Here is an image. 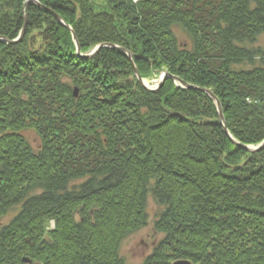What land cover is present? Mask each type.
Listing matches in <instances>:
<instances>
[{"label": "trees", "instance_id": "1", "mask_svg": "<svg viewBox=\"0 0 264 264\" xmlns=\"http://www.w3.org/2000/svg\"><path fill=\"white\" fill-rule=\"evenodd\" d=\"M262 35L264 0H0V264H126L150 195L142 264H264V148L176 79L258 146Z\"/></svg>", "mask_w": 264, "mask_h": 264}, {"label": "rangeland", "instance_id": "2", "mask_svg": "<svg viewBox=\"0 0 264 264\" xmlns=\"http://www.w3.org/2000/svg\"><path fill=\"white\" fill-rule=\"evenodd\" d=\"M258 44L264 46V35L260 37ZM164 72L167 71H163L152 79H145L147 85L152 88L157 87L161 77H164ZM25 135L33 146L38 147L40 145V139L35 131L27 130L25 131ZM147 211L148 218L146 225L129 234L122 242L121 255L125 259L126 264H142L144 259L153 252L154 247L164 236L162 232L157 231L155 228L156 221L159 219L160 206L151 195L149 196ZM12 215V213L7 215L3 219V222H9ZM51 226H53V222Z\"/></svg>", "mask_w": 264, "mask_h": 264}, {"label": "water", "instance_id": "3", "mask_svg": "<svg viewBox=\"0 0 264 264\" xmlns=\"http://www.w3.org/2000/svg\"><path fill=\"white\" fill-rule=\"evenodd\" d=\"M48 11H50L53 15H54V17L62 24V25H64L65 27H67L68 29H71L72 30V28L69 26V25H67L66 23H65V21L62 19V17L58 14V13H56L54 10H52V9H50V8H46ZM25 25H24V28H23V31H22V33H21V35H20V37L18 38V39H16V40H14L13 42H17L21 37H23V35H24V33H25V28H26V23H27V14H26V18H25ZM73 35H74V40H75V42H76V45H77V53H78V55L79 56H84V57H92L93 55H95L97 52H98V50L101 48V47H103V46H112V47H118V46H116V45H106V44H101V45H99V46H97L91 53H89V54H83L82 52H81V47H80V45H79V43H78V41H77V37H76V35L73 33ZM4 41H6V42H10L9 40H7V39H4ZM119 48V47H118ZM120 49H122V50H125V49H123V48H120ZM129 57H130V60H131V62H132V64H133V67H134V71H135V73H136V75L138 76V78H139V81L141 82V84L142 85H144L147 89H149V90H153V91H156V90H158L160 87H161V85L163 84V82L166 80V78H169V77H171V75H170V73H168V72H164V77L162 78L161 77V80L159 81V84H158V86L157 87H155V88H152V87H149L148 85H147V83H146V80L145 79H143V78H141L140 77V75H139V71H138V68L136 67V65H135V63H134V61H133V59H132V56L129 54ZM177 79V81L181 84V86H183V87H185V88H190V89H197V90H201V91H204V92H206L207 94H209L214 100H215V102H216V104H217V108H218V111H219V118H220V121H221V123H222V125L224 126V130L226 131V134L230 137V139L235 143V144H237L238 146H240L241 148H243L244 150H246V151H249V152H258V151H260V150H262L263 148H264V141L261 143V144H259L258 146H253V145H245V144H241V143H239L238 141H236L234 138H233V136L230 134V132L228 131V128H227V126H226V124H225V118H224V113H223V108H222V104H221V102L218 100V98L210 91V90H208V89H206V88H203V87H200V86H197V85H192V84H189L188 82H185V81H183V80H181V79H179V78H176ZM76 95H77V90H76V93H75ZM24 261H26V262H30V260L29 259H24ZM174 264H191L189 261H186V260H179V261H176Z\"/></svg>", "mask_w": 264, "mask_h": 264}]
</instances>
